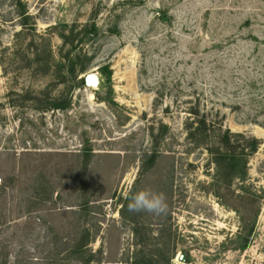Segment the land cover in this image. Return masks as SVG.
<instances>
[{
	"label": "rangeland",
	"instance_id": "1",
	"mask_svg": "<svg viewBox=\"0 0 264 264\" xmlns=\"http://www.w3.org/2000/svg\"><path fill=\"white\" fill-rule=\"evenodd\" d=\"M0 264H264V0H0Z\"/></svg>",
	"mask_w": 264,
	"mask_h": 264
},
{
	"label": "clouds",
	"instance_id": "2",
	"mask_svg": "<svg viewBox=\"0 0 264 264\" xmlns=\"http://www.w3.org/2000/svg\"><path fill=\"white\" fill-rule=\"evenodd\" d=\"M128 209L130 212L143 211L160 216L167 213L168 205L163 193L143 189L131 196Z\"/></svg>",
	"mask_w": 264,
	"mask_h": 264
},
{
	"label": "trees",
	"instance_id": "3",
	"mask_svg": "<svg viewBox=\"0 0 264 264\" xmlns=\"http://www.w3.org/2000/svg\"><path fill=\"white\" fill-rule=\"evenodd\" d=\"M15 14H16V19L17 20H21L22 18H24V17H27L28 16V14H27V12H25L24 10L22 11H18V10H16L15 11ZM27 14V15H26ZM20 25H23V23H20ZM65 60H67V57H66V59ZM70 60L71 59H69V62H70ZM62 67V66H61ZM62 68H64V66L62 67ZM67 70V74H71L72 72L74 73L75 71L74 70H77L76 71V73H83V72H85V70H86V67H84V66H82V67H80L79 69H76L75 67H74V64H72L71 63V65H70V67H67L66 69H65V71ZM82 82H84L83 81V79H81V83ZM52 107H54V108H61V107H63L62 105H59V104H52L51 105ZM225 141V140H224ZM252 141L253 142H256V139H252Z\"/></svg>",
	"mask_w": 264,
	"mask_h": 264
},
{
	"label": "water",
	"instance_id": "4",
	"mask_svg": "<svg viewBox=\"0 0 264 264\" xmlns=\"http://www.w3.org/2000/svg\"><path fill=\"white\" fill-rule=\"evenodd\" d=\"M179 259H180V261H182V262H183V261H184V256H183V255H182V256H180V257H179Z\"/></svg>",
	"mask_w": 264,
	"mask_h": 264
}]
</instances>
